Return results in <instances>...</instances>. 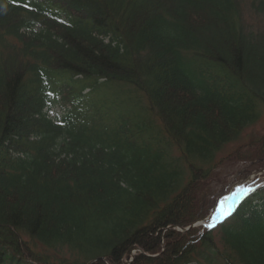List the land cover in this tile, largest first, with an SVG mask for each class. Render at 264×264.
I'll return each instance as SVG.
<instances>
[{"label":"trees","instance_id":"trees-1","mask_svg":"<svg viewBox=\"0 0 264 264\" xmlns=\"http://www.w3.org/2000/svg\"><path fill=\"white\" fill-rule=\"evenodd\" d=\"M230 163L264 169V0H0V264H264V187L178 231Z\"/></svg>","mask_w":264,"mask_h":264},{"label":"rangeland","instance_id":"rangeland-1","mask_svg":"<svg viewBox=\"0 0 264 264\" xmlns=\"http://www.w3.org/2000/svg\"><path fill=\"white\" fill-rule=\"evenodd\" d=\"M247 11V10H246ZM246 21L249 25L255 26L257 20L253 19L251 16L246 14ZM224 51H229V46L225 44L223 46ZM123 90L118 87H106L103 89H96L93 91L90 96L91 100L98 102L101 98L105 99L108 97L113 103L118 102L119 100L125 99V95L122 94ZM85 94V92H84ZM62 100V96L58 97ZM60 102V101H59ZM61 103V102H60ZM59 103V104H60ZM64 109L59 108V106L53 107L52 111L49 113V118L52 119L55 123L60 122ZM261 127V124L258 123L253 128L254 131H258ZM255 171H250L246 164L238 163L234 165L230 163L223 170V180L221 185L214 186V195L211 200L212 206L210 213H215L220 207L227 205L228 199L231 194L234 195H244L249 193L247 188L250 186L252 189L264 184V171H261L257 174H254ZM212 219L210 223H214Z\"/></svg>","mask_w":264,"mask_h":264},{"label":"bare ground","instance_id":"bare-ground-1","mask_svg":"<svg viewBox=\"0 0 264 264\" xmlns=\"http://www.w3.org/2000/svg\"><path fill=\"white\" fill-rule=\"evenodd\" d=\"M237 198H238V196H236V195H234V194H231V196H230V198H229V200H228V204H227V206H225L224 209L219 208V209L216 211V216H219V215H220V212H222V210H223V213H224L225 210H226V211L230 210V209L234 206L235 202L237 201ZM221 214H222V213H221Z\"/></svg>","mask_w":264,"mask_h":264},{"label":"snow or ice","instance_id":"snow-or-ice-1","mask_svg":"<svg viewBox=\"0 0 264 264\" xmlns=\"http://www.w3.org/2000/svg\"><path fill=\"white\" fill-rule=\"evenodd\" d=\"M247 191H248V192H251V191H253V189L249 186V187L247 188ZM232 211H233V210L230 209V210H228L227 212H224L223 215L220 217V219L222 220V219L226 218L227 216L232 215ZM212 219H213L216 223H219V222H220V220H217V219H216V214H215V213L213 214ZM207 227H209V228H211V227H215V223H210V224L207 225Z\"/></svg>","mask_w":264,"mask_h":264}]
</instances>
